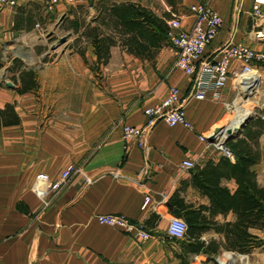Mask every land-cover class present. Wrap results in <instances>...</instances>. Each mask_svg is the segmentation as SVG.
Masks as SVG:
<instances>
[{
  "label": "crops",
  "instance_id": "1",
  "mask_svg": "<svg viewBox=\"0 0 264 264\" xmlns=\"http://www.w3.org/2000/svg\"><path fill=\"white\" fill-rule=\"evenodd\" d=\"M198 1L222 19L203 60H217L218 50L228 42H243L264 53V17L252 16L253 0H179L174 7L166 0H88L60 4L50 11L41 0H19L0 12V29L10 25L17 31V10L31 9L45 10L50 18L65 15L80 24L67 30L72 37H65L57 57L37 66L6 67L12 82L0 79V109L12 105L18 119L0 124V264H200L202 259L215 262L231 252L235 255L222 256V262L242 263L240 253L225 250V226L237 221V213L231 207H213L193 185V169L181 167L186 159L198 168L223 157L235 163L231 153L226 156L215 147L207 148L199 139L233 115L238 102L235 84L228 79L218 98L208 91L204 100H196L191 97L192 77L175 68L177 54L165 35L156 44L138 36L131 44V35H122L119 26L102 29L107 22L102 24L98 16L102 5L139 4L165 24L178 16L182 28H189L193 17L188 8ZM75 6L80 10L68 9ZM94 29L113 40L104 64L98 63L92 45ZM258 70L257 94L235 105L237 117L222 128L219 138L233 122L250 117L246 102L254 107L258 114L230 140L242 139L250 154L257 155L247 169L254 183L264 188V65ZM24 72L30 78L22 76ZM28 81L29 88H23ZM170 87L178 88L186 99L184 110L192 129L168 127L143 114L144 108L162 101ZM125 124L144 127L143 146L123 138L120 128ZM69 165L78 172L43 203L32 190L37 175L55 181ZM217 183L230 194L238 188L232 175ZM146 196L149 203L143 206ZM171 209L200 210L207 227L200 235L195 231L183 240L170 239L166 227L177 216ZM100 214L122 215L150 236L142 239L99 225L94 216ZM248 232L264 241V230L249 227ZM195 241L215 247L216 253L189 252L187 245ZM245 254L252 257L251 264H264V244Z\"/></svg>",
  "mask_w": 264,
  "mask_h": 264
},
{
  "label": "built area",
  "instance_id": "2",
  "mask_svg": "<svg viewBox=\"0 0 264 264\" xmlns=\"http://www.w3.org/2000/svg\"><path fill=\"white\" fill-rule=\"evenodd\" d=\"M19 0H0V12L6 7L16 6ZM48 11L60 4L78 5L88 0H41ZM193 17V23L189 28H182L181 17L173 16L166 22L165 40L176 51L175 68L183 71L192 77L193 93L191 97L198 100H204L207 92L212 91V97L218 98L221 90L225 87V82L230 79L236 88V98L238 101L244 100L246 96L256 90L261 78L258 67L264 65V53L252 51L243 42L224 44L218 50L219 58L215 61L207 62L203 60L205 49L213 42V39L221 29L222 19L217 12L206 3L196 2L188 8ZM252 16L255 18L264 17V0H253L251 5ZM246 86H248L246 88ZM246 88V89H245ZM186 99L180 96L176 87H170L167 95L159 103L144 108L143 114L152 122L154 120L163 121L168 127L180 126L192 129L188 120L184 105ZM258 113L255 111L253 115ZM260 116V115H259ZM263 118V117H262ZM218 128V129H222ZM216 129V128H214ZM214 129L208 136L200 135L199 139L206 144L207 148L215 147L222 151L226 156L230 154L223 145L219 133L214 135V142L209 143L206 138L214 134ZM123 138L134 139L137 144L143 146L144 127H136L129 124L122 125ZM221 139V140H220ZM183 169H194L196 164L191 159H186L181 163ZM78 172L73 166L69 165L52 181L44 174L37 175L32 190L38 195L43 203H48L49 199L54 197L61 188H63L72 177V174ZM86 181L90 183L87 178ZM146 196L143 200V206L149 202ZM96 222L111 228H117L127 234H136L142 239L149 238V233L142 231L141 226L122 215L100 214L94 216ZM167 235L170 239L183 240L187 232L185 221L177 216H172L166 227ZM231 257L235 253H223L222 256ZM243 262L248 258L247 254H237Z\"/></svg>",
  "mask_w": 264,
  "mask_h": 264
},
{
  "label": "trees",
  "instance_id": "3",
  "mask_svg": "<svg viewBox=\"0 0 264 264\" xmlns=\"http://www.w3.org/2000/svg\"><path fill=\"white\" fill-rule=\"evenodd\" d=\"M167 3L174 7L179 0H166ZM101 23L111 24L112 27H120L123 34H130L131 44L135 43V38L145 40L149 45L156 44L166 34V24L155 14L141 7L139 4H112L102 5L98 15ZM93 31L92 45L95 47L98 63L107 62V53L113 40L108 36H100ZM164 33V34H162ZM89 36L90 32L87 33ZM126 39V38H125ZM138 47V46H137ZM22 76L30 78L28 72ZM29 80V79H28ZM29 81L23 88H29ZM17 116L12 105H7L0 109V124L6 125L17 122ZM226 149L235 157V163H231L228 157H223L218 163H207L204 167L193 169V185L197 186L202 193L209 197L213 207L220 209L233 208L237 213V221L233 224H226L225 238L227 245L225 250L235 251L240 254L249 253L254 248L264 244V241L256 236L249 234L248 228L254 227L258 230H264V188L258 187L247 169L258 159L257 155L250 154L249 150L243 146L241 140H227ZM232 175L238 184L235 193L230 194L227 189L218 185V179L222 176ZM173 207V202L170 208ZM174 215L181 216L187 222V233L192 235L197 232L200 235L201 230L205 227V216L200 210H182L171 209ZM230 226V227H229ZM229 227V228H228ZM227 239L229 241H227ZM183 243V242H181ZM186 245L183 244V247ZM189 252L194 253H216L217 249L212 246H206L202 241H195L187 245Z\"/></svg>",
  "mask_w": 264,
  "mask_h": 264
},
{
  "label": "rangeland",
  "instance_id": "4",
  "mask_svg": "<svg viewBox=\"0 0 264 264\" xmlns=\"http://www.w3.org/2000/svg\"><path fill=\"white\" fill-rule=\"evenodd\" d=\"M92 1H100V0H92ZM200 3H205L204 1H198ZM71 10L79 11L80 7H70ZM18 13L15 15V18L18 19V27L21 28L16 31L7 26V28L0 29V79L7 82H12L10 71L7 72L6 67L12 65H21V66H37V64H41L45 60H51V58L57 57L61 50L65 47V44H59L58 41L62 38H68L69 34L68 29L76 28L80 24H75L73 18H69L67 16H63L59 18L55 15L48 17V15L44 14L45 10L40 9L38 11L30 10V12H25V10H17ZM42 13V16H40ZM70 13V12H69ZM50 18V19H49ZM80 23H83V18H79ZM32 22V28L27 29L28 26ZM101 22V19H100ZM38 24L37 26H34ZM110 24L103 26L102 29H108ZM26 27V28H25ZM170 45V43H169ZM258 86L256 90H254L251 94L246 97L253 99V97L257 94ZM245 98L244 100H246ZM243 102V100L238 101ZM238 102L234 104L233 107V115L226 116L225 121H223L220 125L215 126V128L225 127L229 122L234 120L237 117L238 111L235 106ZM244 107L249 110L250 117L253 115V112L256 110L254 107L249 106L248 102L244 104ZM239 121V120H238ZM230 127V126H229ZM228 127V128H229ZM229 261V260H227ZM252 257H248L241 264H251ZM200 264H226L222 262V256L217 257L216 261L209 262L208 260H201ZM229 264L233 263V260ZM239 264V262H236Z\"/></svg>",
  "mask_w": 264,
  "mask_h": 264
},
{
  "label": "water",
  "instance_id": "5",
  "mask_svg": "<svg viewBox=\"0 0 264 264\" xmlns=\"http://www.w3.org/2000/svg\"><path fill=\"white\" fill-rule=\"evenodd\" d=\"M65 40H66L65 38H62V39H60L58 41V43L59 44H63L65 42ZM6 86L9 87V84H6ZM249 119H250V117L246 118L244 120V122L241 123V125H240L241 127L238 130H236V131L228 130L227 133L225 134L224 138L222 139L223 145H225L227 143V140H230V139H233V138L237 137L241 133L242 128L249 121ZM221 131H222V129H218V128L214 129V131H213L214 134L212 136L207 137L206 141L209 142V143L214 142V140H215L214 139V135L219 133V132H221Z\"/></svg>",
  "mask_w": 264,
  "mask_h": 264
},
{
  "label": "bare ground",
  "instance_id": "6",
  "mask_svg": "<svg viewBox=\"0 0 264 264\" xmlns=\"http://www.w3.org/2000/svg\"><path fill=\"white\" fill-rule=\"evenodd\" d=\"M245 119H243L241 121H235V122H233L232 125L228 129H226L225 132L227 133L228 130H230V131H236V130H238L241 127L240 126L241 123H243Z\"/></svg>",
  "mask_w": 264,
  "mask_h": 264
}]
</instances>
